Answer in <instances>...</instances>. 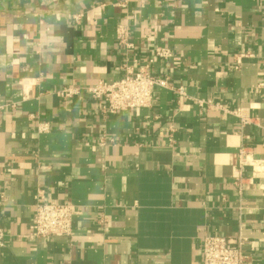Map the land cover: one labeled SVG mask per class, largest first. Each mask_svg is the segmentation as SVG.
Masks as SVG:
<instances>
[{"label":"crops","instance_id":"obj_1","mask_svg":"<svg viewBox=\"0 0 264 264\" xmlns=\"http://www.w3.org/2000/svg\"><path fill=\"white\" fill-rule=\"evenodd\" d=\"M159 47L169 87L104 113L86 88ZM261 82L264 0H0V264H199L207 234L246 238L264 264V173L234 184L241 147L264 161ZM71 86L81 94L60 99ZM38 189L72 204V237L29 238Z\"/></svg>","mask_w":264,"mask_h":264},{"label":"built area","instance_id":"obj_2","mask_svg":"<svg viewBox=\"0 0 264 264\" xmlns=\"http://www.w3.org/2000/svg\"><path fill=\"white\" fill-rule=\"evenodd\" d=\"M117 38L119 45L125 48L127 53L132 52L134 44L130 41L131 31L128 27H119ZM250 56L248 54L237 56L234 60V70L239 71L242 60ZM172 57L173 53L169 48L159 47L155 50L154 56L138 69L125 65V74L121 79L112 83L100 81L95 86L87 87L86 91L92 99L102 103V110L106 114L117 115L126 111L149 108L153 103L154 89L169 87L168 78L156 74L155 68L157 64L166 65ZM257 89L263 90L264 82L259 83ZM82 90L81 87L71 86L63 88L57 95L63 101H68L79 96ZM176 91L181 96L185 95L183 88H178ZM214 106L221 107L219 104ZM227 112L238 115L242 125L252 122L251 118L242 116L239 109L227 110ZM48 130L49 127L46 123L39 126V131L42 133ZM169 141L172 142L173 139L169 138ZM246 167L252 168L251 178L244 175ZM262 172L264 173V161L255 159L247 148L241 147L234 179L238 191L242 193L247 182H251L258 173ZM1 200H4L2 195ZM34 200L33 229L29 235L31 240L69 238L74 235V211L71 203L48 201L40 189H38ZM6 238V231L0 228V250L6 247ZM246 244L247 239L242 236L229 238L219 235H204L201 243L202 260L199 264H251L252 258L245 252Z\"/></svg>","mask_w":264,"mask_h":264}]
</instances>
